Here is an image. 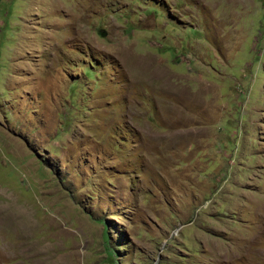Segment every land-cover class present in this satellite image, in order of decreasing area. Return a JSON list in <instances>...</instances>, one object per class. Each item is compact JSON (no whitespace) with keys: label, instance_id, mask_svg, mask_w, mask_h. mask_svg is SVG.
<instances>
[{"label":"rangeland","instance_id":"1","mask_svg":"<svg viewBox=\"0 0 264 264\" xmlns=\"http://www.w3.org/2000/svg\"><path fill=\"white\" fill-rule=\"evenodd\" d=\"M0 264H264V0H0Z\"/></svg>","mask_w":264,"mask_h":264}]
</instances>
